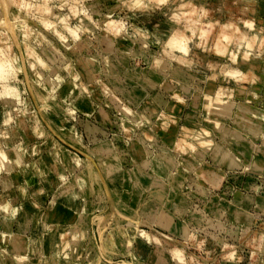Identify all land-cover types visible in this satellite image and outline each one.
Here are the masks:
<instances>
[{
  "label": "rangeland",
  "instance_id": "rangeland-1",
  "mask_svg": "<svg viewBox=\"0 0 264 264\" xmlns=\"http://www.w3.org/2000/svg\"><path fill=\"white\" fill-rule=\"evenodd\" d=\"M130 2L0 0V264H264V0Z\"/></svg>",
  "mask_w": 264,
  "mask_h": 264
},
{
  "label": "clouds",
  "instance_id": "clouds-1",
  "mask_svg": "<svg viewBox=\"0 0 264 264\" xmlns=\"http://www.w3.org/2000/svg\"><path fill=\"white\" fill-rule=\"evenodd\" d=\"M126 2H127V0H126ZM168 2H169V0H156L157 7H162V6L166 5ZM128 6L130 8H133V9H141V10H146V9H148L150 7V5L142 3L141 0H132V2L128 3ZM17 7H19V8H28L30 6L28 4H17ZM43 7L47 8V5H44ZM49 11H50V9H49ZM195 14H196L195 9H193V11L191 13L185 12L183 15L186 16V17H191V16H193ZM202 15H205V16L208 15L207 10H204L202 12ZM89 19H90V17H89ZM171 19L173 21H175V22H179L182 19V17L179 16V15L173 14V16H171ZM46 26L48 28H52L53 27V25H51V24H47ZM68 31L71 32L72 37L78 39L77 30H73L72 28H69ZM57 35L59 36V38L61 40L67 39V37H65L63 35H60L59 33H57ZM205 35H207V33H205ZM225 39H227V37H225ZM188 44H189V40L188 39H185L182 44L177 43L176 42V37H175V35H173L166 43L165 53L167 55L171 56L172 53L167 51V50L168 49H173L174 50L176 48H179V50L181 52L187 54L189 52ZM5 56H6V60H7L8 54L6 53ZM157 63L159 64V61H157ZM6 67H7V64H6Z\"/></svg>",
  "mask_w": 264,
  "mask_h": 264
},
{
  "label": "bare ground",
  "instance_id": "bare-ground-1",
  "mask_svg": "<svg viewBox=\"0 0 264 264\" xmlns=\"http://www.w3.org/2000/svg\"><path fill=\"white\" fill-rule=\"evenodd\" d=\"M206 96V95H205ZM205 99V98H204ZM214 102H215V104L216 105H218L221 109V112L224 114H226V115H229L230 114V112H231V110H232V106H233V102L230 100V99H227V98H220V97H216L215 99H214ZM81 103H85L84 101H82ZM206 103V102H205ZM209 103V102H208ZM210 103H211V101H210ZM209 107V106H208ZM211 107V106H210ZM206 109H209V108H206ZM216 109V108H215ZM210 110H211V108H210ZM72 111V110H71ZM216 111H218V109L216 110ZM212 112V111H211ZM208 113V112H207ZM219 115V114H218ZM159 116H161V114H159ZM142 118V117H141ZM160 121V120H159ZM161 122V125H160V129L162 130V129H164V130H166L165 129V127H166V122H165V120H163V118H162V121H160ZM216 125H219L220 126V124L218 123V124H216ZM221 126H223V125H221ZM220 126V127H221ZM216 128H217V126H216ZM223 128V127H222ZM225 130H226V128H224ZM182 138H183V142H185L186 144H188L189 146H193V144H195L193 141H189L188 140V136L189 135H194L195 136V134H198V133H200L199 132V130H197L195 127H193V126H189V125H187V124H184L183 126H182ZM221 130V129H220ZM160 131V130H159ZM168 131V130H167ZM161 132V131H160ZM224 134H225V131L223 130L222 131ZM156 133V132H155ZM165 134V133H164ZM209 135V134H208ZM155 136V135H154ZM163 136V135H162ZM197 137H199V136H197ZM210 138V137H209ZM191 140V139H190ZM206 146V145H205ZM221 148V147H220ZM257 150H258V148H257ZM260 150V149H259ZM222 156V158H228V154H226L225 153V151H224V153L223 154H221ZM229 159H231V158H229ZM228 159V160H229ZM231 160H229V162H230ZM228 162V161H227ZM207 176H209V175H207ZM214 177H218V174H215V176ZM49 180V179H48ZM52 183V182H51ZM63 183V182H62ZM51 186V185H50ZM57 208V207H56ZM63 208V207H62ZM58 209V208H57ZM2 210V209H1ZM63 211H65V210H63ZM62 212V211H61ZM57 213V212H56ZM69 213H70V211H69ZM68 213V214H69ZM72 213H73V211H72ZM16 215V214H15ZM56 215V214H55ZM54 215V216H55ZM64 215H66V214H64ZM72 215V214H71ZM66 217V216H65ZM71 217V216H70ZM72 218V217H71ZM53 219V218H52ZM244 219H246V218H244ZM54 220H61V219H54ZM18 241H19V243L21 242L22 244H24V239L22 240V239H20L19 237H18ZM15 247V249H17V247L16 246H14ZM19 247H20V245H19ZM142 250H139V254L141 255H145L144 254V252L142 251ZM112 261V260H111Z\"/></svg>",
  "mask_w": 264,
  "mask_h": 264
},
{
  "label": "crops",
  "instance_id": "crops-1",
  "mask_svg": "<svg viewBox=\"0 0 264 264\" xmlns=\"http://www.w3.org/2000/svg\"><path fill=\"white\" fill-rule=\"evenodd\" d=\"M132 98V97H131ZM230 114H231V112H230ZM162 118H163V116H159L158 117V120H160V121H162ZM163 120H165L164 118H163ZM231 131L230 130H226L225 131V134H229ZM220 160V159H219ZM232 160V159H231ZM218 174V173H217ZM216 178H219L218 180L220 181V177H219V175H218V177H214V178H211V180H215V181H217L216 180ZM232 211H233V213H234V217H235V219L236 220H240L241 218H242V216H244V214H245V209L243 208V207H239V206H236V207H234L233 206V209H232ZM13 237V236H12ZM14 247V246H13Z\"/></svg>",
  "mask_w": 264,
  "mask_h": 264
}]
</instances>
